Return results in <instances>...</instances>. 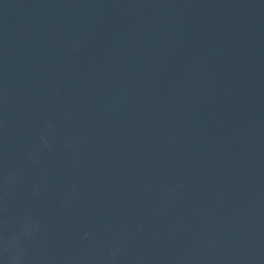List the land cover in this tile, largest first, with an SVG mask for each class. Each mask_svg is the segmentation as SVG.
Masks as SVG:
<instances>
[{
	"label": "water",
	"instance_id": "obj_1",
	"mask_svg": "<svg viewBox=\"0 0 264 264\" xmlns=\"http://www.w3.org/2000/svg\"><path fill=\"white\" fill-rule=\"evenodd\" d=\"M0 264H264V0H0Z\"/></svg>",
	"mask_w": 264,
	"mask_h": 264
}]
</instances>
